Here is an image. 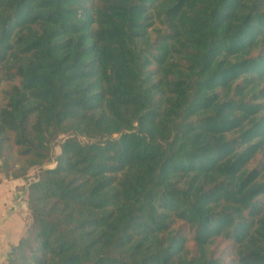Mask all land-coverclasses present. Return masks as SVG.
Segmentation results:
<instances>
[{
  "label": "trees",
  "instance_id": "trees-1",
  "mask_svg": "<svg viewBox=\"0 0 264 264\" xmlns=\"http://www.w3.org/2000/svg\"><path fill=\"white\" fill-rule=\"evenodd\" d=\"M34 167L0 264H264V0H0V173Z\"/></svg>",
  "mask_w": 264,
  "mask_h": 264
},
{
  "label": "crops",
  "instance_id": "crops-1",
  "mask_svg": "<svg viewBox=\"0 0 264 264\" xmlns=\"http://www.w3.org/2000/svg\"><path fill=\"white\" fill-rule=\"evenodd\" d=\"M25 181L7 178L0 173V263L6 261L30 222L23 191Z\"/></svg>",
  "mask_w": 264,
  "mask_h": 264
},
{
  "label": "rangeland",
  "instance_id": "rangeland-1",
  "mask_svg": "<svg viewBox=\"0 0 264 264\" xmlns=\"http://www.w3.org/2000/svg\"><path fill=\"white\" fill-rule=\"evenodd\" d=\"M54 159L61 153V148L60 146H56L54 148ZM52 160L50 163L48 164H45L43 166V168H54L56 166V162L55 160ZM40 170L41 168L40 167H34L32 169L29 170V173H28V176L26 178H21V179H24L26 180L25 181V184H24V187H23V191H24V194H25V188L28 187L30 185L31 182H34L35 180L38 179V176H39V173H40ZM29 189V188H28ZM28 191V190H27ZM25 198L28 202V193L26 192L25 194Z\"/></svg>",
  "mask_w": 264,
  "mask_h": 264
}]
</instances>
